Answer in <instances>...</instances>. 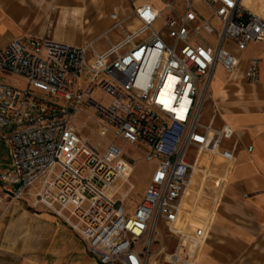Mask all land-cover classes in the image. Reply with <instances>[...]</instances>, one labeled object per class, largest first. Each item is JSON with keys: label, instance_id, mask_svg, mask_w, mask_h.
<instances>
[{"label": "built area", "instance_id": "2783aa9c", "mask_svg": "<svg viewBox=\"0 0 264 264\" xmlns=\"http://www.w3.org/2000/svg\"><path fill=\"white\" fill-rule=\"evenodd\" d=\"M156 1L158 10L143 3L110 12L100 53L96 40L74 46L32 35L0 48V142L10 158L0 201L30 197L84 241L96 264H196L207 227L179 225L184 192L201 155L235 161V148L224 146L234 130L215 128L214 116L202 121L210 84L217 68L229 77L239 68L225 43L243 53L264 42V19L242 0H198L208 16L193 0ZM127 21L134 25L110 43ZM260 63L246 62V83L259 82ZM87 127L96 142L82 134ZM117 141L156 163L132 214L125 203L134 185L123 178L134 156Z\"/></svg>", "mask_w": 264, "mask_h": 264}, {"label": "crops", "instance_id": "0c3cea01", "mask_svg": "<svg viewBox=\"0 0 264 264\" xmlns=\"http://www.w3.org/2000/svg\"><path fill=\"white\" fill-rule=\"evenodd\" d=\"M248 1L244 0L246 7ZM84 10L83 0H0V48L25 35L68 43L63 32L69 26L82 28ZM258 11L264 19V8ZM108 46L94 48L100 53ZM251 58L261 60L255 85L243 79L244 67ZM238 60L240 65L233 75L227 76L220 68L223 82L218 80L213 87L214 73L210 84L214 127L227 125L234 130L233 138L224 146L235 148V161L228 165L203 154L198 167L209 168L212 176L203 182L197 173L190 182V189H201L205 196L198 200L195 214L211 219L196 264H264V42L249 44ZM213 198L217 202L213 203ZM184 223L185 216L180 215L179 225L184 227ZM201 227L202 222L193 219L188 229Z\"/></svg>", "mask_w": 264, "mask_h": 264}, {"label": "rangeland", "instance_id": "374dc122", "mask_svg": "<svg viewBox=\"0 0 264 264\" xmlns=\"http://www.w3.org/2000/svg\"><path fill=\"white\" fill-rule=\"evenodd\" d=\"M149 2L157 7L154 0H83L85 7L82 21V28L73 26L64 30L65 41L72 45L84 46L91 41H95V48L103 50L107 47L108 41L102 37L103 30L111 26L109 13L117 8L118 13L128 14L133 6H139ZM192 6L204 16H208L209 11L198 1L193 0ZM247 7L257 15L259 9L264 8V0H249ZM264 15V13H262ZM73 20H78L73 16ZM134 25L127 21L123 30H115L110 36L111 41H116L128 32L129 26ZM224 49L231 55L238 58L241 52L227 42ZM5 82L12 87L25 90L27 84L24 80L3 76ZM223 82V72L218 68L213 79V87L217 81ZM212 88V87H211ZM98 97V94H96ZM211 100L205 103L202 111V121L206 123L213 115ZM83 120V119H81ZM217 122V119H215ZM92 127L82 130V134L91 142H96L97 138L91 132ZM118 146L130 155L134 161L130 164L133 168L127 169V177L134 185V191L125 203L127 214H132L140 202L142 195L149 184V179L154 170L155 162H145L139 156L141 152L121 141H117ZM10 164L8 149L0 142V169H7ZM197 175L195 172L193 178ZM2 195L0 194V198ZM0 264H95V259L88 253L84 241L73 232L60 218L43 207L34 208L30 197L25 196L24 200L10 203L9 200L0 201Z\"/></svg>", "mask_w": 264, "mask_h": 264}, {"label": "bare ground", "instance_id": "6f19581e", "mask_svg": "<svg viewBox=\"0 0 264 264\" xmlns=\"http://www.w3.org/2000/svg\"><path fill=\"white\" fill-rule=\"evenodd\" d=\"M156 3H158L157 7L154 6L155 9H159L161 7V3L157 2L156 0H154ZM152 5V4H150ZM242 5L245 9L249 10L244 3V0H242ZM121 11V10H120ZM250 11V10H249ZM252 12V11H251ZM254 13V12H252ZM255 14V13H254ZM257 15V14H256ZM258 16V15H257ZM135 27V26H134ZM134 27H130V29H133ZM211 158H215V157H211ZM128 168H133L132 165H128ZM199 169V168H196ZM197 173H200L203 179V182L211 177V173L209 168H205V169H199L197 171ZM123 180L125 182H128L131 184V182L129 181V178L127 177V171H126V175L123 178ZM221 181H225L223 178H220ZM191 194V197H188L187 195ZM205 197L201 191V189L198 190H192L190 189V184L189 186L186 188L183 198H182V202H181V214L180 215H184L185 216V223H184V227H189L191 221L193 219H198L199 221L202 222V227H206L208 224L211 223V219L209 217H199L195 214V208L197 205V202L200 198ZM211 201L213 203L217 202L216 198L211 199ZM201 227V228H202Z\"/></svg>", "mask_w": 264, "mask_h": 264}]
</instances>
